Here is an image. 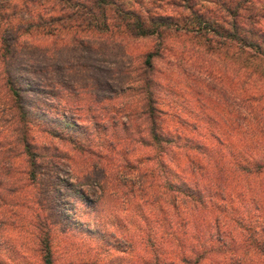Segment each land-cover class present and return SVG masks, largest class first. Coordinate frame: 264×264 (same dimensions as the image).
Instances as JSON below:
<instances>
[{
	"label": "trees",
	"instance_id": "trees-1",
	"mask_svg": "<svg viewBox=\"0 0 264 264\" xmlns=\"http://www.w3.org/2000/svg\"><path fill=\"white\" fill-rule=\"evenodd\" d=\"M29 2L36 6L27 7L30 19L23 26H15L9 21L15 11L7 13L11 0H0V135L5 132L0 136V201L11 205L3 223H9V218L15 215L12 208L29 197L27 187L37 182L40 161L49 159L51 150L57 151L58 148L51 142L46 144L45 139L68 142L66 131L71 127L77 128L75 111L82 110L97 128L100 121H106L123 133L119 139L111 138L104 147L112 148L118 144L124 155L132 157L125 159L123 169L134 168L136 174L123 179L137 186L139 198L144 197L142 193L146 184L152 186L160 182L164 189L166 209L162 221L167 228L164 230L161 226V231H152L160 247L157 245L148 259L145 256L146 259L141 260L142 256L136 264H262L264 104L259 106V103L264 88L251 85L244 91L238 107L239 111L244 108V114L237 115L230 124L223 122V130L216 131L217 125L213 124L203 140L188 138L180 132L181 124L177 120L171 127L166 123V113L158 103L157 94L161 86L155 78L153 64L154 59L162 58L166 49L164 35L168 32L191 33L209 46L213 41L230 43L249 58L264 61V36H258L255 28L246 27L250 22H257L255 18L258 16L252 13H260L256 9L257 4L253 0H238L225 5V1L219 9L232 17L230 22L217 13L212 16L191 11L185 19L186 24L182 25L172 16L153 15L149 10L142 14L126 7L120 0H53L55 8L50 10L42 1ZM240 10L248 13L245 27L237 22ZM33 29L40 30L46 40L37 46L29 36L22 46L24 56L14 58L16 38L30 35ZM144 39L153 40V45L149 51L134 55L138 64L133 75L127 74L125 67L117 71V76L111 68L106 69L109 77L106 76L103 82L93 78L90 87L83 82L55 83L48 75V56L57 48L58 42L66 44L62 45L61 48H65L61 54L81 56L83 52V59L91 61V55L99 48L115 44L119 53L124 55V44ZM35 54L41 59L40 67ZM65 65L62 64L61 70ZM24 74L31 79H26ZM123 74L127 77H122ZM48 91L64 92L69 97L64 102L65 112L55 121V126L41 122L37 118L35 104L28 103L25 96L29 92ZM107 101L116 103L107 107L104 106ZM108 114L110 117L106 118ZM42 115H46L45 112ZM98 115L104 119L98 120ZM239 118L242 123H239ZM238 130L245 133L256 131L260 142L239 138ZM234 131L238 134H232ZM92 142L89 139L85 144L75 146L83 155H97L101 159V152L95 150L100 146L95 147ZM249 144H259L261 149H250ZM237 145L240 149L233 150ZM247 175L261 178L254 181L258 196L250 197L249 203L245 204V191L256 196L251 187L242 185V179ZM100 183L103 182L100 180ZM178 202L184 209L180 220L174 215ZM154 221L155 225L162 224L161 220ZM176 227L197 229L193 236L184 233L177 239V234H174ZM146 236V242L150 243V234ZM37 239L44 250L43 263L51 264L49 232L41 230ZM178 247L180 251H176ZM161 248L165 251L162 254L157 252ZM227 252L231 253L228 257L225 256Z\"/></svg>",
	"mask_w": 264,
	"mask_h": 264
},
{
	"label": "rangeland",
	"instance_id": "rangeland-1",
	"mask_svg": "<svg viewBox=\"0 0 264 264\" xmlns=\"http://www.w3.org/2000/svg\"><path fill=\"white\" fill-rule=\"evenodd\" d=\"M40 1L44 2L48 10L55 6L53 0H38ZM120 1H123L126 7L142 14L144 10H149L153 15L172 16L183 25L186 24L185 19L191 15V11L212 16L217 13L222 19L230 22L232 17L219 9L220 5L225 1V5H231L230 3H236L238 0ZM253 2L257 4L256 9L260 12L257 14L252 11L253 15L258 16L255 18L257 22L248 23V13L243 10L238 12L240 18H237V22L244 27L248 23L246 27H253L258 30V36H264V0ZM14 6L16 8L13 10ZM27 7L36 6L29 0H11L10 10L7 12L12 14L15 11L9 19L11 25L23 26L30 19ZM29 36L37 46L46 38L40 30L34 29L30 35L16 38L14 58L24 56L22 46L29 40ZM47 40L51 41L52 38ZM164 40L166 49L162 52V58L153 61L154 75L161 86L157 94L158 103L160 109L166 113V123L169 127L175 125L177 120L181 124L180 132L184 137L203 140L212 130L213 124L217 125L216 131L223 130V122L230 124L237 115L244 114V108L238 110L244 91L251 85L264 88V61L249 58L230 43L213 41L209 46L188 32H168L164 35ZM56 44L57 48L48 56L50 79L55 83L83 82L90 87L93 78L103 82L106 76L109 77L106 69L111 68L117 76V71L125 67L126 73L133 75L138 64L134 55L149 51L153 40L144 39L124 44V55L119 53L115 44H109L95 50L91 61L83 59V52L81 56L61 54L65 48L61 47L66 44ZM36 55L38 54H35L34 58L40 67L41 59ZM64 63L65 69L61 70ZM63 73L64 76L61 75ZM27 75L24 74V77L31 79ZM42 75L45 73L42 72ZM122 77L127 75L123 74ZM25 96L28 97V103L35 104L34 109L39 116L37 118L49 126L56 125L55 121L65 112L64 102L69 98L66 93L60 91L38 94L29 92ZM113 103L116 102L107 101L104 106L110 107ZM263 104L264 95L259 106ZM236 110L238 113H235ZM42 112L46 115H42ZM75 113L78 126L66 131L68 142L45 139L46 144L51 142L58 149L51 150L49 159L40 161L37 182L27 187L30 192L28 200H23L12 208L15 215L9 218V223L3 221L8 217L11 205L0 201V262L44 264V250L40 248L37 239L41 230L49 232L51 264H136L142 256L141 260L146 257L148 259L149 253L155 251L157 245L160 247V242L152 231H161V226L164 230L167 228V224L162 221L166 204L161 183L152 186L146 184L142 193L144 197L139 198L137 186L123 179L124 176L129 178L136 174L134 168L123 169L125 159L132 157L124 155L118 144L112 148L104 147L111 138L119 139L124 136L120 129L109 126L106 121H100L97 128L95 122L89 120L82 110ZM109 117L110 114L106 115V118ZM97 119L104 118L99 116ZM239 123H242L240 118ZM45 124L44 126H47ZM235 132L232 134L239 132V138L260 142V135L256 131ZM89 139L93 140L95 147L100 146L94 148L101 152V159H98L97 155H83V152L77 150L75 145H83ZM238 145L233 150L240 149ZM249 145L250 149H261L259 144ZM245 149L247 150V146ZM90 177L97 180L94 181ZM257 178L261 177L247 175L242 179L244 188L251 187L254 195L257 190L254 181ZM100 180L103 183H100ZM173 182L176 183L174 180ZM245 195V204L249 203L250 197L258 196H253L247 191ZM174 211L179 220L183 219L184 209L179 202ZM154 220H161L162 224L155 225ZM196 229L176 227L175 238L178 239L184 233L193 236ZM147 234H150V243L146 242ZM180 249L178 247L176 251ZM157 252L162 254L165 251L161 248L157 249ZM230 255L231 253L227 252L225 256Z\"/></svg>",
	"mask_w": 264,
	"mask_h": 264
}]
</instances>
